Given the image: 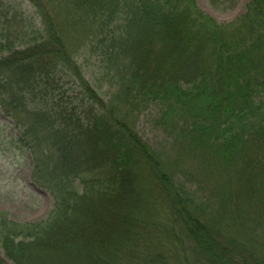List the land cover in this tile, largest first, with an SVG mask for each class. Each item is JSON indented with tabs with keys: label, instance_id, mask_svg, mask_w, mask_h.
Listing matches in <instances>:
<instances>
[{
	"label": "trees",
	"instance_id": "trees-1",
	"mask_svg": "<svg viewBox=\"0 0 264 264\" xmlns=\"http://www.w3.org/2000/svg\"><path fill=\"white\" fill-rule=\"evenodd\" d=\"M27 1L41 17L31 31L0 7V117L55 204L38 223L0 212V264H264V0L229 25L196 0ZM152 105L168 151L134 130ZM206 172L229 175L223 205L246 202L226 222L186 187Z\"/></svg>",
	"mask_w": 264,
	"mask_h": 264
},
{
	"label": "rangeland",
	"instance_id": "rangeland-1",
	"mask_svg": "<svg viewBox=\"0 0 264 264\" xmlns=\"http://www.w3.org/2000/svg\"><path fill=\"white\" fill-rule=\"evenodd\" d=\"M196 2L202 12L212 17L217 23L229 25L242 19L247 14L248 7L253 0H196ZM0 7L3 8L1 11L4 13L11 10L16 19V24L12 25L14 29H17V32L23 28H25V32L31 31L34 25L37 28L41 27V17L30 1L0 0ZM19 39V42H22V39ZM76 59H78L88 79L93 77L97 79V73L99 72V79L102 83L100 94L104 97L105 101H108V99L111 101V96L114 94L115 89H111L106 78L102 76L101 69L97 67L96 59H90L89 55L85 56L84 51ZM93 65L95 66L93 67ZM71 80H63V84H65L64 90L68 91L70 95L76 91V85ZM159 114L160 108L152 105L151 108L134 115V130H136L141 140L146 142L152 150L163 152V150L168 151L167 148L170 146L171 138L158 125L157 118ZM11 133L12 137L9 138ZM16 134L17 132L10 125L9 121L0 117V212L7 213L9 219L16 223L43 222L50 216L55 200L48 190L37 186L32 181L33 162L31 156H29L28 152L26 153L19 148ZM259 155V160L263 162L260 166H264V152H260ZM256 163L259 164L258 162ZM189 164L191 165L192 161H189ZM246 164L247 162H244L241 165L246 166ZM192 165V169L197 172L196 165ZM216 166H219V164ZM261 173H264V170ZM207 175V172L202 173V177ZM242 175V173H239L236 175V179H239ZM220 176L225 178V180L219 182L220 178H216L214 175L213 179L211 176L209 177L210 179H207L208 177L202 178L200 185L186 184V187L194 194L196 199L198 198L197 205L207 204L208 210H205L207 218H211L210 220L213 222L218 221L219 223H223L231 218L232 206L242 207L246 202L237 196L235 198L236 204L231 205L228 202L223 205L224 201L221 199L220 191L222 190V193H224L223 187L227 185L225 182L228 181L229 175L222 173ZM234 190L236 191L238 188H234ZM234 197L235 194L233 195V199ZM259 202L261 203V201ZM261 204L264 207V204ZM257 207L260 211L261 207ZM169 208L170 206L168 205L160 208L163 218L159 219L158 225L166 223L167 214L170 211ZM259 211L255 214H259L261 218L262 213Z\"/></svg>",
	"mask_w": 264,
	"mask_h": 264
}]
</instances>
